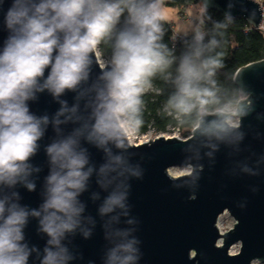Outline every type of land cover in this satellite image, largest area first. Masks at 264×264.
Returning <instances> with one entry per match:
<instances>
[{
	"label": "clouds",
	"instance_id": "clouds-1",
	"mask_svg": "<svg viewBox=\"0 0 264 264\" xmlns=\"http://www.w3.org/2000/svg\"><path fill=\"white\" fill-rule=\"evenodd\" d=\"M3 3L0 0V5ZM162 5L163 0H10L3 12L7 35L0 50V264H71L76 259L64 241L82 223L84 205L77 198L93 173V167L87 166L89 157L81 141L108 154L109 144L117 149L124 147L125 128L141 126V97L151 87V78L172 63L159 42ZM121 17L124 25L117 29ZM225 18L231 19L228 14ZM223 26L226 25L217 24ZM203 39V33L198 31L197 47L181 58L176 91L167 103L181 115L195 111L200 117H223L209 122L204 132L226 133L239 127L234 117L245 113L239 107L240 101L209 111V106L219 101L213 88L202 86V82L214 83L210 78L222 64L215 57L201 59L208 47L202 45ZM105 41H112L107 62L100 60L99 53V45ZM216 44L214 39L209 41L210 46ZM93 57L100 68L102 84L91 86L95 95L85 103L87 117L76 116L79 105L68 108L66 101H61L51 120L31 110L30 102L40 93L59 98L65 92H77L89 78ZM80 98L82 93L78 92L77 99ZM62 123L78 127L62 135ZM50 124L57 138L45 147L49 170L42 187V202L38 208H31L21 203L19 189L29 193L36 190L33 174L40 169L32 165L31 158ZM124 164L121 155H108L97 173L100 187L114 185L99 215L116 213L105 222L109 247L103 264H137L141 258L137 247L140 242L129 230H109L119 220L117 210L126 208L124 173L139 175L122 167ZM191 173L190 167L170 170L175 179ZM87 219L93 223L90 217ZM31 220L37 222L38 234L46 238L43 248L30 245L26 239L25 229ZM81 231L84 239L90 237V229Z\"/></svg>",
	"mask_w": 264,
	"mask_h": 264
},
{
	"label": "water",
	"instance_id": "water-1",
	"mask_svg": "<svg viewBox=\"0 0 264 264\" xmlns=\"http://www.w3.org/2000/svg\"><path fill=\"white\" fill-rule=\"evenodd\" d=\"M198 1L203 11H216L225 17L228 14L230 20L241 18L259 29L262 11L254 0ZM9 4L10 0H4L0 5V50L7 35L3 29V12ZM89 72L87 82L78 86L77 92H65L59 98L40 93L30 102L31 110L51 120L59 111L61 101H66L68 108L79 105L76 116L87 117L85 103L95 95L91 86L102 84L95 57ZM233 83L240 96L239 107L245 114L234 117L239 127L226 133L204 132L209 122L223 119L209 114L199 117V128L196 124L185 140L160 136L133 145L126 137L121 149L107 145L108 154L81 141L89 157L87 166L93 167V173L77 198L84 205L82 223L64 241L76 257L71 264H103L109 247L105 222L116 213L99 215V208L114 185L107 189L100 187L97 173L108 155L117 154L125 160L122 167L131 168L139 175L124 173L126 208L117 210L119 220L109 230L111 227L129 230L140 242L137 247L141 258L137 264H252L257 260L264 263V58L239 68ZM78 92L82 93L80 99H77ZM76 127L62 123L59 132L67 135ZM55 138L57 133L50 124L38 141L36 155L31 158L32 165L40 169L33 174L36 190L29 193L19 189L21 203L31 208H38L42 202V187L49 170L45 147ZM187 167L192 169L191 175L179 179L168 173L170 168ZM225 212L235 224L222 234L216 223ZM89 217L93 223L88 222ZM129 220L131 224L127 223ZM81 229L91 230L88 239L83 238ZM25 234L30 245L44 247L46 238L38 234L35 220L30 221ZM237 243L240 244L238 253L230 254V248Z\"/></svg>",
	"mask_w": 264,
	"mask_h": 264
},
{
	"label": "trees",
	"instance_id": "trees-1",
	"mask_svg": "<svg viewBox=\"0 0 264 264\" xmlns=\"http://www.w3.org/2000/svg\"><path fill=\"white\" fill-rule=\"evenodd\" d=\"M195 2L197 0H168L164 6L183 9ZM198 23L201 25V32L205 34L202 45L208 46L204 48L201 59L215 57L220 59L222 64L210 78L214 83L202 82V86L213 88L219 101L209 106L211 112L235 104L240 99L233 83L234 74L239 68L264 58V33L260 29L252 28L241 18L226 20L223 14L216 11H203ZM160 24L162 35L159 42L165 46L172 63L163 72H158L151 78V87L141 97V126L134 128L138 134H146L150 129L155 133H164L170 128H179L187 136L197 124L199 114L195 111L189 115L178 114L167 102L176 91L175 79L181 58L197 47L196 34L178 37L173 27L165 20L161 19ZM217 24L226 26L217 27ZM123 25L124 17H121L117 29ZM213 39L217 44L210 46L209 41ZM111 44L112 41H105L99 45L101 58L111 57Z\"/></svg>",
	"mask_w": 264,
	"mask_h": 264
},
{
	"label": "rangeland",
	"instance_id": "rangeland-1",
	"mask_svg": "<svg viewBox=\"0 0 264 264\" xmlns=\"http://www.w3.org/2000/svg\"><path fill=\"white\" fill-rule=\"evenodd\" d=\"M202 13H203V8L198 0L197 2H195V4L190 3L183 9H179L178 7L162 6V19L173 27V30L178 37L196 34L198 31L201 32L202 31L201 25L198 22L201 20ZM103 59L104 58H101L100 56V60L103 61ZM170 129H168L164 133H158V132L155 133L154 131H152V129H150L146 133V135L150 136L151 138H157L160 136L166 138L172 136ZM134 130L137 133L136 129ZM180 131H181L180 134L181 138L189 137L188 135L185 136V132L183 130ZM172 169H177V168L168 169V173ZM234 224H235L234 219L227 212L220 215L216 223L219 232L221 230L220 233L222 234L232 229ZM232 248H233L232 253L236 254L240 249V244L238 243L234 244L230 249ZM252 264H256V262H253ZM260 264H264V263H260Z\"/></svg>",
	"mask_w": 264,
	"mask_h": 264
},
{
	"label": "built area",
	"instance_id": "built-area-1",
	"mask_svg": "<svg viewBox=\"0 0 264 264\" xmlns=\"http://www.w3.org/2000/svg\"><path fill=\"white\" fill-rule=\"evenodd\" d=\"M166 1H168V0H163L162 6H164V3ZM254 1L258 2L260 4V7H261L262 21H261V24L259 26V29L262 30V32L264 33V1L263 0H254ZM203 35L205 36L204 33H203ZM110 58L111 57L104 58L103 61L107 62L108 60H110ZM134 129H135L134 127L125 128L126 137H127L128 142L130 144L139 145V144L146 143V142H149V140L151 141L154 139V138H151L150 136H147L146 134H140L139 135L138 133L135 132ZM170 132L172 133V136L166 137V138H177V139H182V140H185L188 138V137H185V138L180 137L181 131L179 128H171ZM188 136H190V135H188Z\"/></svg>",
	"mask_w": 264,
	"mask_h": 264
},
{
	"label": "bare ground",
	"instance_id": "bare-ground-1",
	"mask_svg": "<svg viewBox=\"0 0 264 264\" xmlns=\"http://www.w3.org/2000/svg\"><path fill=\"white\" fill-rule=\"evenodd\" d=\"M169 175H170V171H169ZM171 176V175H170ZM220 232H221V230H220ZM230 254H234V253H232L233 252V248L232 249H230Z\"/></svg>",
	"mask_w": 264,
	"mask_h": 264
},
{
	"label": "crops",
	"instance_id": "crops-1",
	"mask_svg": "<svg viewBox=\"0 0 264 264\" xmlns=\"http://www.w3.org/2000/svg\"><path fill=\"white\" fill-rule=\"evenodd\" d=\"M195 4V3H194Z\"/></svg>",
	"mask_w": 264,
	"mask_h": 264
}]
</instances>
